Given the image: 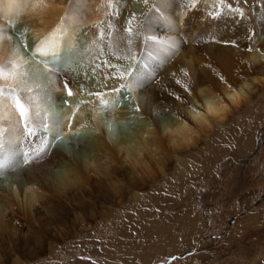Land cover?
<instances>
[{"label": "bare ground", "instance_id": "1", "mask_svg": "<svg viewBox=\"0 0 264 264\" xmlns=\"http://www.w3.org/2000/svg\"><path fill=\"white\" fill-rule=\"evenodd\" d=\"M260 4L0 0L7 259L29 243L27 223L39 230L68 215L84 229L76 200L93 195L102 217L112 213L108 198L137 196L156 171L164 174L170 152L198 143L264 85ZM113 124L129 128L114 132Z\"/></svg>", "mask_w": 264, "mask_h": 264}, {"label": "rangeland", "instance_id": "2", "mask_svg": "<svg viewBox=\"0 0 264 264\" xmlns=\"http://www.w3.org/2000/svg\"><path fill=\"white\" fill-rule=\"evenodd\" d=\"M66 55L73 65V50ZM250 93L198 143L170 152L164 174L156 171L137 196L108 198L107 218L93 195L76 200L84 229L68 215L39 230L27 223L29 243L14 259L0 247V264H264V85Z\"/></svg>", "mask_w": 264, "mask_h": 264}]
</instances>
